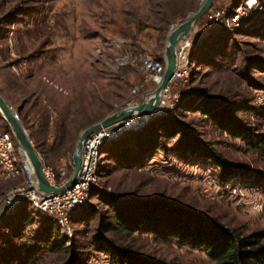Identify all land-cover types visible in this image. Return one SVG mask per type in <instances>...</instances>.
I'll use <instances>...</instances> for the list:
<instances>
[{
    "label": "rangeland",
    "instance_id": "obj_1",
    "mask_svg": "<svg viewBox=\"0 0 264 264\" xmlns=\"http://www.w3.org/2000/svg\"><path fill=\"white\" fill-rule=\"evenodd\" d=\"M202 1L0 0V91L40 142L51 144L56 124L62 120L67 124L60 156L46 159L58 177L62 171L63 178L71 177L75 148L85 128L129 103L136 87L144 85L141 95L154 89L146 83L141 58L158 59L173 24L187 19ZM242 1L216 0L214 8L232 10ZM259 1L264 6V0ZM195 46L189 82L173 87L179 96L174 117L198 144L213 148L222 160L247 174H264L259 154L194 108L200 96H210L241 111L246 127L264 133V11L249 15L240 25L211 31ZM125 56L131 61L119 66L117 59ZM152 121L107 144L98 186L86 203L70 212L69 224H59L66 248L34 247L35 264H64L72 258L84 264L120 262L110 250L102 251L96 235L113 239L116 248L131 253L136 262L214 264L203 249L180 244L169 235L145 228L130 234L106 231L109 202L116 199L123 204L156 202L175 213L201 214L244 236L264 231V192L252 177L240 176L228 186L220 179L216 161L196 154L181 159L177 149L182 135L163 136L155 149V133L148 129ZM8 127L0 115V133L9 132ZM15 143L18 147L16 139ZM147 146L152 150L145 155ZM143 155L142 165H128ZM25 180V174L8 178L0 168V223L8 216L5 224L10 225L0 228V264H18L24 247L38 244L35 238L54 220L31 207L27 211L33 212V221L23 224L13 218L16 206L8 209L6 198ZM82 208L90 210L93 219H83Z\"/></svg>",
    "mask_w": 264,
    "mask_h": 264
},
{
    "label": "trees",
    "instance_id": "obj_2",
    "mask_svg": "<svg viewBox=\"0 0 264 264\" xmlns=\"http://www.w3.org/2000/svg\"><path fill=\"white\" fill-rule=\"evenodd\" d=\"M197 46L191 53V58L195 57L194 52ZM158 59L164 60V56L161 55ZM194 108L208 117L221 132L242 140L248 149L253 150L264 159V133L257 132L250 126L246 127L241 121V111L238 112L230 106L220 104L214 98L206 95H202L196 100ZM148 127L149 131L155 133L152 143L155 149L160 147V138L163 136L170 138L182 135V144L177 149V155H180L181 159L196 154L211 161H216L218 167L221 168L219 176L222 183L236 181L244 175V177H252L253 183L258 185L264 192V174L262 172L247 174L249 172L246 169L236 168L222 160L221 155L213 148H206L198 144L197 140L187 132L184 125L174 117V112L168 117L155 119ZM8 131L12 133L9 127ZM67 132V124L63 120L56 124V129L53 132L54 140L51 144H48L46 140L42 142L36 140L32 132L31 138L45 164H47L46 159L48 157L60 156L59 150L65 146ZM106 145L102 148V154L108 148V145ZM151 150L147 146L145 155L150 154ZM145 155L140 156L141 158L138 159L132 158V160L127 161L128 165L130 167L142 165V159ZM28 207L35 209L27 201L17 205L14 208L13 218H17L23 224L33 221L34 218L31 215L33 212H28ZM82 209H85L83 219H93L90 210L87 208ZM7 217H4L1 221L0 228H9L10 225L5 224ZM58 228L59 223L57 220H52L46 227L45 234L35 238L38 244H27L24 247V256L17 263L35 264L36 253L33 250L34 247L51 251L65 249L64 236L59 234ZM144 228L157 234L169 235L180 244L203 249L214 264H264V231L244 236L235 230L220 225L210 217L195 213H175L156 202L123 204V201L118 199L109 202V221L105 225L106 231L117 229L121 233L130 234ZM94 239L102 251L109 252L110 250L111 254L119 259L120 262H113V264H146L145 262H136L131 253L127 251L124 254V251L116 248L115 241L111 238L106 239L103 236L96 235ZM64 264L84 263L72 258ZM154 264L179 263L156 262Z\"/></svg>",
    "mask_w": 264,
    "mask_h": 264
},
{
    "label": "built area",
    "instance_id": "obj_3",
    "mask_svg": "<svg viewBox=\"0 0 264 264\" xmlns=\"http://www.w3.org/2000/svg\"><path fill=\"white\" fill-rule=\"evenodd\" d=\"M263 9L264 6L261 5L259 0H243L232 10L213 7L205 15L203 24L201 26L196 24L194 30L179 42L177 47L178 65L168 86L163 90L157 109L150 115H134L113 126L102 128L92 133L84 141L82 168L78 181L73 188L68 189L64 193H40L37 188V180L29 168L27 160L22 157L16 146L12 133H0V168L2 174L8 178H17L21 174L26 176L25 182L12 189L8 194L5 203L8 209H12L27 201L39 212L48 214L56 219L60 225L69 224L70 212L86 203L90 192L98 186V169L102 157V148L128 132L141 128L153 119L168 116L175 109L179 96L173 91V87L178 83L184 85L189 82L192 66L191 53L196 42L213 30L240 25L249 15L263 12ZM185 20L186 18L180 19L173 26ZM120 43L123 42H115L114 44L119 45ZM130 61L131 58L125 56L118 58L117 64L124 66L129 64ZM140 64L147 74V84H152L155 89L163 82L166 70L165 58L164 60L153 57L141 58ZM143 87L144 85L135 88V97L125 106L138 105L142 102L141 96L148 93L141 95V88ZM43 170L47 180L56 186H61L68 181L63 178L65 172L62 171L58 177L55 170L45 163ZM234 182L226 183V185L229 186Z\"/></svg>",
    "mask_w": 264,
    "mask_h": 264
},
{
    "label": "water",
    "instance_id": "obj_4",
    "mask_svg": "<svg viewBox=\"0 0 264 264\" xmlns=\"http://www.w3.org/2000/svg\"><path fill=\"white\" fill-rule=\"evenodd\" d=\"M215 1L203 0L200 7L192 12L184 22L172 27L168 34L164 51L166 70L163 82L160 85L153 91L141 96L142 102L140 104L124 106L82 131L74 152V171L68 181L61 186H56L47 180L43 170L44 160L37 151L31 134L20 117L19 111L11 105L0 91V115L9 124L17 140L18 149L22 157L24 159L26 158L29 168L37 180V188L40 193H64L76 185L82 168L84 141L92 133L102 128L113 126L134 115H150L157 109L162 98L163 90L168 86L178 65L177 47L179 42L194 30L196 23L214 7Z\"/></svg>",
    "mask_w": 264,
    "mask_h": 264
},
{
    "label": "crops",
    "instance_id": "obj_5",
    "mask_svg": "<svg viewBox=\"0 0 264 264\" xmlns=\"http://www.w3.org/2000/svg\"><path fill=\"white\" fill-rule=\"evenodd\" d=\"M162 55H164V52L162 53Z\"/></svg>",
    "mask_w": 264,
    "mask_h": 264
},
{
    "label": "bare ground",
    "instance_id": "obj_6",
    "mask_svg": "<svg viewBox=\"0 0 264 264\" xmlns=\"http://www.w3.org/2000/svg\"><path fill=\"white\" fill-rule=\"evenodd\" d=\"M197 24V23H196ZM26 159V158H25Z\"/></svg>",
    "mask_w": 264,
    "mask_h": 264
}]
</instances>
